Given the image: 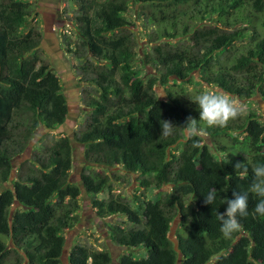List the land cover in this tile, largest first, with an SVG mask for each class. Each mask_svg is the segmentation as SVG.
Masks as SVG:
<instances>
[{
  "label": "trees",
  "instance_id": "1",
  "mask_svg": "<svg viewBox=\"0 0 264 264\" xmlns=\"http://www.w3.org/2000/svg\"><path fill=\"white\" fill-rule=\"evenodd\" d=\"M163 1L159 15L166 16H157L159 29L149 40L161 42L148 57L160 75L146 82L134 70V45L125 26L129 0L76 1L77 42L71 48L67 43V48L84 61L79 69L87 82L98 86L87 97L90 111L74 136L93 166L81 176L83 189L93 195L110 189L112 173L107 170L118 166L129 178L137 174L141 195L133 190L126 197L116 194L92 202L100 219L118 215L131 224L125 228L108 223L110 244L145 252L141 258L124 254L118 264H178L179 257V264H264V217L253 211L258 199L254 194H249V215L239 218L242 229L231 237L223 236L216 218L225 211V198L246 190L252 167L264 162V124L255 112L239 111L224 126L199 121L203 131L189 138L182 126L188 117L199 120L194 97L175 85L166 90L165 99L154 90L156 79L167 86L171 77L184 82L200 69L203 85L239 100L258 95L264 101V36L248 26L232 31L203 26L207 17L217 15L223 27H236L243 23L240 19L260 14L264 0ZM35 9L22 0H0V116L2 99L11 103L8 123L0 132V184L9 185L0 187V264H9L11 253L16 257L10 264H64V233L79 221L75 213L81 190L69 182L68 136L39 145L8 183L14 158L27 149L36 129L57 128L67 117L59 78L38 53L40 32H22ZM236 13L239 21L226 23ZM177 38L182 42L173 47L168 41ZM236 41L243 43L235 47ZM87 52L98 63L85 60ZM162 120L177 126L172 135H160ZM202 135L220 151L219 158ZM237 163L247 171L236 168ZM164 186L170 190L163 191ZM210 189L217 191L212 205L204 203ZM149 191L152 198L146 197ZM176 219L175 246L169 234ZM8 238L14 248L6 244ZM66 262L112 264V259L107 248L76 244Z\"/></svg>",
  "mask_w": 264,
  "mask_h": 264
},
{
  "label": "rangeland",
  "instance_id": "2",
  "mask_svg": "<svg viewBox=\"0 0 264 264\" xmlns=\"http://www.w3.org/2000/svg\"><path fill=\"white\" fill-rule=\"evenodd\" d=\"M24 2L30 3L35 6V16L33 19H29L28 23L22 28V32L25 35L29 34L30 28H36L41 34V43L38 47L39 55L49 62L50 70L56 74L59 78L60 92L65 94L67 100V117L66 121L57 128L46 129L40 126L36 129L33 139L30 141L27 149L17 155L12 163V174L8 183H13L18 174L19 166L25 161L31 158L32 152L39 147L42 143H48L53 140L58 139L62 136L72 135L73 139L75 133L80 129V127L86 122L89 110L86 109V100L89 94L98 91V86L95 82L88 83L85 79V75L82 74L79 67L84 64V61H79L75 56L68 51V48L74 47L73 45L77 42V26H78V6L76 5L77 0H59V16L57 18V23L59 28H54L50 26V13L54 14V9L56 3L54 0H22ZM55 4V6H53ZM166 2L163 0H129L128 12L126 13V30L130 32L131 40L134 45V70L136 71V76L140 77L143 82L154 77H159L160 70L158 66L152 61H149L148 57L152 55V48L158 45L161 41H157L154 44L149 43L153 34L158 32L159 24L156 23L157 16L161 19L165 18V14H160L159 12L163 10V6ZM53 10V11H52ZM51 14V15H52ZM240 15V13H239ZM239 15L236 13L228 17L229 20L226 23H234L239 21ZM45 17V18H44ZM212 17V18H211ZM204 25L216 26L224 30L232 31L234 29H240L243 26H248L249 29H255L260 36H264V10L260 14L255 16L246 17V19H240L242 24H235L236 27H223V25L217 23V15L207 17ZM49 23V24H48ZM53 24V23H52ZM44 27V28H43ZM45 37V39H43ZM173 47L177 43H181L182 39L177 38L176 40L168 41ZM67 43H70V47L67 48ZM243 42L236 41L235 47H238ZM62 53H58V52ZM220 53L217 52L216 54ZM61 54V55H60ZM235 54V53H234ZM85 60L95 61L98 63L90 52L85 54ZM94 63V62H93ZM171 77L170 83L167 86L160 84L159 79L154 80L155 82V93L161 98H167V89L172 88L174 85L178 88H182L184 91L189 93L195 98L196 95L202 92H219L227 95L225 92L219 91L215 86L203 85L200 81V69L194 71L184 82L178 83L173 82ZM77 85H76V84ZM165 94V95H162ZM162 95V96H161ZM235 105L238 107L239 111L243 114H248L249 112H255L261 124H264V101L258 95H254L247 100H239L234 96L227 95ZM76 105H78L76 107ZM11 115V103L2 99L1 104V116H0V132L2 133L8 119ZM206 142L209 143L212 153L216 158L220 157V151H217L214 145H212L206 135H202ZM99 166H95L97 169ZM93 166H91L84 157V145L73 140L72 144V167L70 170L69 182L76 184L81 190V196L78 199L79 209L75 214H78V223L70 230L65 231V257L69 253V250L76 244L91 245L97 249L107 248L110 251V256L112 259V264H118L119 258L124 254H131L133 257L141 258L145 256V252L140 249H124L122 247H114L111 250L108 248L110 243L105 240L109 230L107 228L108 223L117 224L121 226L129 227L131 224L123 216L113 215L111 217L100 219L101 223H94L93 219V208L92 201L108 199L110 195L120 194L123 197L130 195L133 190H137V195L142 194V189L139 188V184L136 180L137 174L131 178L125 175V171L122 170L121 166L108 169L110 174L109 188L102 193L88 195L84 192L81 176L84 173L89 172ZM117 179V180H116ZM125 180V181H124ZM8 187L9 185L0 184V187ZM163 191H169V186H164ZM147 198H152V191L146 192ZM16 206L11 209L13 212ZM172 232L169 236L173 242H176V231L178 224L171 226ZM6 244L9 248H14V243L11 238L6 239ZM22 257H24L23 252H19ZM16 254L11 253V257L8 258L7 263L14 262ZM22 264H27L26 260H21Z\"/></svg>",
  "mask_w": 264,
  "mask_h": 264
},
{
  "label": "clouds",
  "instance_id": "3",
  "mask_svg": "<svg viewBox=\"0 0 264 264\" xmlns=\"http://www.w3.org/2000/svg\"><path fill=\"white\" fill-rule=\"evenodd\" d=\"M165 95V94H162ZM161 95V96H162ZM192 100V99H191ZM199 109V120L188 117L184 123L183 130L189 138L197 137L203 131L199 126V121L205 122L208 126H224L228 120L235 119L239 114V109L227 95L219 92H202L195 96L194 100ZM161 134L168 137L173 134L175 126L171 121L162 120ZM194 143H196L194 141ZM247 167L244 164L237 163L236 168ZM253 179L246 190L239 192L233 191L232 198H225L226 208L222 213H217L216 218L220 223V231L224 237H231L234 232L242 229L240 217L249 215L248 203L249 194H254L258 199L255 203L254 213L257 216L264 217V162H257L252 167ZM217 198V191L210 189L204 195V203L212 205ZM111 246H115L110 244Z\"/></svg>",
  "mask_w": 264,
  "mask_h": 264
},
{
  "label": "flooded vegetation",
  "instance_id": "4",
  "mask_svg": "<svg viewBox=\"0 0 264 264\" xmlns=\"http://www.w3.org/2000/svg\"><path fill=\"white\" fill-rule=\"evenodd\" d=\"M55 1V0H54ZM55 3H56V7H55V9H54V14H52L51 12H50V10L48 9V12L50 13V18H49V20H51L50 21V24H49V27L50 26H54V28H55V26H56V28H59L58 27V23H57V18H58V16H59V0H56L55 1ZM53 6H55V4H53ZM53 11V10H52ZM52 14V15H51ZM45 18V17H44ZM53 23V24H52ZM44 28V27H43ZM25 35V34H24ZM43 39H45V37L43 38ZM42 42V41H41ZM58 53H62V52H58ZM61 55V54H60ZM76 84V83H75ZM77 85V84H76ZM63 96H64V98H65V103H66V106H67V100H66V96H65V94H63ZM78 105H76V107H77ZM68 109V108H67ZM89 110L90 111V108H87L86 107V109L85 110ZM68 113V112H67ZM65 121H66V119H65ZM64 121V122H65ZM61 126V125H60ZM45 128V127H44ZM69 137V139H70V137H72V135H70V136H68ZM72 139H73V137H72ZM74 140V139H73ZM70 141H71V139H70ZM71 144H72V142H71ZM88 163V162H87ZM11 174H12V172H11ZM85 192V191H84ZM104 192V191H103ZM99 193H102V192H99ZM87 194V193H86ZM96 194H98V193H96ZM88 195H93V194H88ZM81 196V195H80ZM93 202V201H92ZM92 208H93V213H92V215H93V219H92V221L94 222V223H96V224H98V223H101L100 221V218L99 217H97V215L95 214V208L92 206ZM78 215V214H77ZM109 234H107V236H108ZM105 240L106 241H108L109 242V237H105ZM109 246V245H108ZM110 250H111V246H109L108 247ZM112 248H114L113 246H112Z\"/></svg>",
  "mask_w": 264,
  "mask_h": 264
},
{
  "label": "water",
  "instance_id": "5",
  "mask_svg": "<svg viewBox=\"0 0 264 264\" xmlns=\"http://www.w3.org/2000/svg\"><path fill=\"white\" fill-rule=\"evenodd\" d=\"M70 139H71V142H72V144H73V139H72V137H70ZM15 206H17V203H15ZM13 209V208H12ZM178 224V220L176 219L174 222H173V226H175V225H177ZM170 232H172V228H171V230H170ZM169 238H170V236H169ZM170 240L172 241V239L170 238ZM173 242V241H172ZM174 244H175V246H176V242H173ZM109 246H111V245H109ZM176 248V247H175ZM177 250V249H176ZM65 250H63V255H62V260H63V262H64V264H67V262H66V257H65ZM180 261H181V259H180V257H179V260H178V264L180 263Z\"/></svg>",
  "mask_w": 264,
  "mask_h": 264
},
{
  "label": "crops",
  "instance_id": "6",
  "mask_svg": "<svg viewBox=\"0 0 264 264\" xmlns=\"http://www.w3.org/2000/svg\"><path fill=\"white\" fill-rule=\"evenodd\" d=\"M114 247H116V246H114Z\"/></svg>",
  "mask_w": 264,
  "mask_h": 264
}]
</instances>
